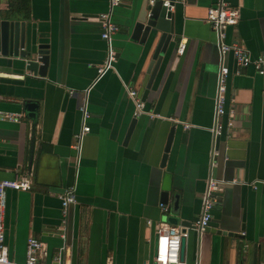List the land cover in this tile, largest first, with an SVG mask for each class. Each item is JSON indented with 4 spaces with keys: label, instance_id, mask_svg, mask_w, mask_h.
<instances>
[{
    "label": "crops",
    "instance_id": "obj_1",
    "mask_svg": "<svg viewBox=\"0 0 264 264\" xmlns=\"http://www.w3.org/2000/svg\"><path fill=\"white\" fill-rule=\"evenodd\" d=\"M164 1L172 3V34L152 78V57L164 33L155 41L134 35L144 0H122L113 10L117 60L88 93L90 131L78 152L79 108L106 56L97 16L109 0H0V17L25 23L33 44L48 51L45 77L0 67L16 75L0 76V111L22 116L17 123L0 120V181H31L29 191L7 193L10 260L23 263L27 239L34 237L43 244L45 264L150 263L155 225L171 216L175 197L182 215L198 219L211 178L224 184L211 212L216 228L189 231L182 261L264 264V74L237 68L230 54L221 59L204 20L218 0ZM224 1L239 10L225 42L253 59L264 55V0ZM182 41L185 50L178 55ZM221 62L230 71L224 120L232 119L233 127L212 157ZM128 90L155 116L135 117ZM27 102L35 104L33 117L22 109ZM165 173L171 174L167 214L159 207ZM71 187L76 204L64 215L60 196Z\"/></svg>",
    "mask_w": 264,
    "mask_h": 264
},
{
    "label": "built area",
    "instance_id": "obj_2",
    "mask_svg": "<svg viewBox=\"0 0 264 264\" xmlns=\"http://www.w3.org/2000/svg\"><path fill=\"white\" fill-rule=\"evenodd\" d=\"M161 1L162 5L169 10L172 8L170 1L164 0H149L150 6ZM122 0H109L108 10L97 16V21L101 27V39L106 44V56L96 68V78L91 86L85 91V102L79 108L82 120L80 131L74 136L73 148L80 152L83 139L90 131L87 122L90 118L88 109V93L95 83L108 71L114 69L117 60V53L112 44V37L118 32V27L113 23L111 16L113 10L121 4ZM205 23H207L216 35L218 48L221 59L226 55H232L237 68L252 67L258 75L264 74V55L253 59L244 49L237 44L229 45L225 42L226 31L230 27H234L239 20V10L230 7L224 0L218 2L207 10L205 16ZM185 50V43L182 41L177 48V54L182 55ZM238 73V72H237ZM230 75L229 68L221 62L219 71L217 73L216 91L214 98V117L211 133L213 136V150L212 157L218 155L216 149V140L219 139L228 129H232V119L224 120L226 116V91L227 81ZM72 93V92H71ZM128 96L133 101L134 115L139 117L141 115H148L154 117L152 113L148 112L144 102L141 100L138 93L134 90H128ZM22 116L19 114H10L0 111L1 121L19 122ZM189 128V125H185ZM224 184L214 179H209L206 190L202 197V209L198 220L195 223L194 230L201 235L205 232L212 219V210L219 202V195L222 192ZM31 189V181L27 177L15 178L13 180L0 181V264H45L43 258L46 256L43 244L34 237H29L25 247V261L23 263H16L9 259L8 250L5 244V225L4 214L7 204L8 191L27 192ZM60 202L62 212L65 215L71 205L76 204L75 189L73 187L67 189L61 196ZM160 209L165 213H169V208L163 203H159ZM147 224H151L149 221ZM155 244L152 254V260L147 264H185L180 260L181 239L188 237V232H182L180 226H174L167 221L159 222L155 225Z\"/></svg>",
    "mask_w": 264,
    "mask_h": 264
},
{
    "label": "water",
    "instance_id": "obj_3",
    "mask_svg": "<svg viewBox=\"0 0 264 264\" xmlns=\"http://www.w3.org/2000/svg\"><path fill=\"white\" fill-rule=\"evenodd\" d=\"M141 5L139 13L136 17V22L134 25V35H141L142 39L151 38L152 41L158 36V33H164L161 36L156 49L153 54L152 63V75L158 67L159 61L163 54L165 45L169 36L172 34V23L173 15L168 8L162 5L159 1L152 7L147 5L148 0ZM46 45H34L33 39L30 34L27 33L26 25L23 22L12 20L11 17H0V56L2 60L0 62V67L2 68H14L17 70L32 73L34 76L45 77L46 70L48 66V53ZM0 76L4 77H15L14 73L0 71ZM149 87V83L146 86ZM146 91L143 93L145 96ZM22 109L29 112L28 116H34L35 104L31 102L23 103ZM220 139V138H219ZM219 139L216 143H219ZM173 141V131L171 130L165 146V155L163 157V166L166 164L167 154L169 153L171 144ZM29 179V178H28ZM15 192V191H13ZM171 192V174L165 173L163 176L162 183V197L161 203L167 205L169 193ZM172 214L166 220L169 224L174 226H180L182 232H188L194 230L197 218L188 219L179 211L178 198L175 197L173 208L171 209ZM170 213V212H169ZM184 216V217H183ZM209 228H216L213 223H209L206 230ZM205 230V231H206ZM188 238V237H187ZM187 238L183 237L181 239L180 248V260L183 259V251Z\"/></svg>",
    "mask_w": 264,
    "mask_h": 264
}]
</instances>
